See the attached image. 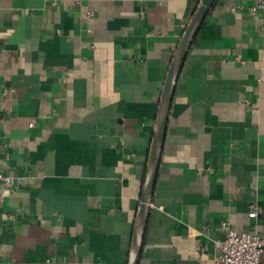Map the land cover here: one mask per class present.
<instances>
[{
  "label": "crops",
  "instance_id": "crops-1",
  "mask_svg": "<svg viewBox=\"0 0 264 264\" xmlns=\"http://www.w3.org/2000/svg\"><path fill=\"white\" fill-rule=\"evenodd\" d=\"M257 2L217 0L190 50L140 264H216L224 222L264 237ZM198 5L0 0V171L12 181L0 264H128L160 99Z\"/></svg>",
  "mask_w": 264,
  "mask_h": 264
},
{
  "label": "water",
  "instance_id": "water-1",
  "mask_svg": "<svg viewBox=\"0 0 264 264\" xmlns=\"http://www.w3.org/2000/svg\"><path fill=\"white\" fill-rule=\"evenodd\" d=\"M217 0H195L199 4L191 22L184 32L178 49L173 57L166 83L159 104L157 124L151 144V150L147 163L145 181L143 185L140 210L137 214L131 253L128 264H140L145 242V235L149 221L150 208L153 203L155 188L161 158L163 154L165 138L167 134L169 116L176 93L177 85L188 58L190 50L201 32L209 12Z\"/></svg>",
  "mask_w": 264,
  "mask_h": 264
},
{
  "label": "built area",
  "instance_id": "built-area-1",
  "mask_svg": "<svg viewBox=\"0 0 264 264\" xmlns=\"http://www.w3.org/2000/svg\"><path fill=\"white\" fill-rule=\"evenodd\" d=\"M259 9L264 11V0H258L252 12L256 13ZM11 92V90L5 89L3 95L8 96ZM11 182V178L0 171V205L3 201L1 184L10 185ZM249 216L252 219L256 218V206ZM223 229L225 238L219 242L221 255L216 264H263L264 237L248 231L239 232L228 222L223 223Z\"/></svg>",
  "mask_w": 264,
  "mask_h": 264
}]
</instances>
